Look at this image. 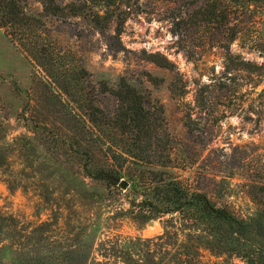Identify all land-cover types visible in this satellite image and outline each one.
<instances>
[{
  "label": "trees",
  "instance_id": "obj_1",
  "mask_svg": "<svg viewBox=\"0 0 264 264\" xmlns=\"http://www.w3.org/2000/svg\"><path fill=\"white\" fill-rule=\"evenodd\" d=\"M38 1L42 8L30 12L26 0H0V26L27 55L45 67L48 83L59 90L51 87L48 101L52 107L47 117L34 119L29 99L15 115L26 131L7 140L6 133L0 134L3 179L11 187L17 176L31 181L32 131L56 157L76 161V172L83 181L90 178L111 186L125 178L133 196L128 207L121 201L114 203L115 216H128L137 223L165 214L168 217L164 232L154 242L109 236L99 231L98 222L87 215L67 218L50 214L45 219L31 220L0 207V264H231L225 257L203 260L199 247L198 251L194 249L195 243L216 257L235 255L240 264H264V183L252 185V200L257 206L253 213H240L227 203L217 202L174 170L173 145L162 127L161 108L142 91L123 77L115 87L103 80L96 84L87 78L84 66L78 76L68 75L67 69L61 72L51 67L61 64L63 55L49 46L53 35L45 22L48 17L82 15L100 30L109 28L114 21L119 35L127 17L139 10V0ZM254 2L202 0L193 16L172 11L171 29L180 38L184 30L216 19L217 35L198 44L223 48L225 65H256L230 50L240 31L236 9H247ZM178 42L183 46L180 39ZM187 51L190 55V49ZM141 56L170 71L175 69L174 62L160 51L142 49ZM173 76H178V72ZM88 85L96 91L111 90L115 94L117 106L112 113L95 103L91 91L86 89ZM177 89L180 96L186 91L183 83ZM207 100L201 85L196 89L194 104L206 112ZM184 103V122L192 129L197 119L190 104ZM15 163L19 165L16 171L11 169ZM23 182L21 185L26 187L27 181ZM39 197L44 202L49 198L44 193H39ZM67 224L70 226L65 227ZM179 230L185 233V239L172 243L170 233ZM155 243L154 249L147 246Z\"/></svg>",
  "mask_w": 264,
  "mask_h": 264
},
{
  "label": "rangeland",
  "instance_id": "obj_2",
  "mask_svg": "<svg viewBox=\"0 0 264 264\" xmlns=\"http://www.w3.org/2000/svg\"><path fill=\"white\" fill-rule=\"evenodd\" d=\"M139 2V10L127 17L119 35L114 21L100 30L82 15L48 17L45 22L53 35L49 46L63 55L61 64L51 67L78 76L84 66L87 78L96 84L103 80L110 87L123 77L161 108L162 127L173 145L177 174L217 202L227 203L240 213H253L257 206L252 200V185L264 183V0H255L247 9L238 7L243 11L236 9L240 31L230 44L233 53L256 65H225L223 48L198 44L217 35L216 19L184 30L180 38L172 31L171 12L193 16L202 0ZM26 6L30 12L42 8L38 0H26ZM142 49L165 54L175 69L170 71L143 58ZM176 71L178 76H173ZM47 79L45 67L27 55L0 26V134L6 133V140L26 131L15 115L27 100L31 99L34 119L47 117L52 107L48 101L51 87L59 90ZM182 83L186 91L180 96L177 86ZM201 85L208 99L206 112L194 104L196 89ZM86 89L103 110H115L117 101L111 90L96 91L91 85ZM186 101L197 119L192 129L184 122ZM35 135L31 131V181L17 176L11 187L0 172L3 210L31 220L45 219L50 214L67 218L87 215L98 222L99 231L109 236L158 241L156 236L164 232L167 214L139 223L128 216H115L114 203L121 201L128 207L133 196L128 183L120 184L125 178L111 186L90 178L85 182L76 172V161L56 157ZM18 166L15 163L11 169L16 171ZM23 181L28 186L23 187ZM39 193L48 195L47 202L41 201ZM184 237L179 230L171 232L169 239L179 244ZM195 244L203 260L225 257L231 264L241 263L235 255L216 257L200 243ZM147 246L154 249L157 244Z\"/></svg>",
  "mask_w": 264,
  "mask_h": 264
},
{
  "label": "water",
  "instance_id": "obj_3",
  "mask_svg": "<svg viewBox=\"0 0 264 264\" xmlns=\"http://www.w3.org/2000/svg\"><path fill=\"white\" fill-rule=\"evenodd\" d=\"M120 184H121V186H124V185H125V181L122 180V181L120 182Z\"/></svg>",
  "mask_w": 264,
  "mask_h": 264
}]
</instances>
